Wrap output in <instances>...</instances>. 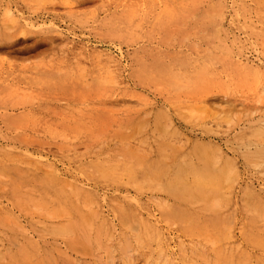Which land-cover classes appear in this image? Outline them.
Returning a JSON list of instances; mask_svg holds the SVG:
<instances>
[{
    "label": "rangeland",
    "instance_id": "obj_1",
    "mask_svg": "<svg viewBox=\"0 0 264 264\" xmlns=\"http://www.w3.org/2000/svg\"><path fill=\"white\" fill-rule=\"evenodd\" d=\"M257 197L264 0H0V264H264Z\"/></svg>",
    "mask_w": 264,
    "mask_h": 264
},
{
    "label": "bare ground",
    "instance_id": "obj_2",
    "mask_svg": "<svg viewBox=\"0 0 264 264\" xmlns=\"http://www.w3.org/2000/svg\"><path fill=\"white\" fill-rule=\"evenodd\" d=\"M262 135H263V134L260 133L258 136H259V137H262ZM206 169H207V163L205 164V168H204V170H203L205 173L207 172ZM178 171H179V170H178ZM191 171L194 172V173H197V172H198V171H196L194 168H191ZM179 172H180V171H179ZM193 184H194L195 186H199V187H203V185H204V186L207 185L205 182H204V183L202 182V177H201L200 174H196V176H193ZM203 188H204V187H203ZM185 199H186V202H189V201H190V199H187L186 197H185ZM254 200L259 204V205H257L256 207H257L258 212L261 213L262 210H261V208H260V205H263V204H264V200H263V198H259V197H257V198H254ZM203 209H204L205 211H207V212H209V210H213V209H212V205H208V204H206V206H203ZM227 260L230 262V264H235L233 258L228 257Z\"/></svg>",
    "mask_w": 264,
    "mask_h": 264
}]
</instances>
